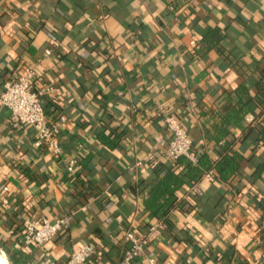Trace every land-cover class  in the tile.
Listing matches in <instances>:
<instances>
[{
	"label": "crops",
	"instance_id": "crops-1",
	"mask_svg": "<svg viewBox=\"0 0 264 264\" xmlns=\"http://www.w3.org/2000/svg\"><path fill=\"white\" fill-rule=\"evenodd\" d=\"M213 28L224 33L234 65L203 42ZM27 64L35 67L34 88L55 87L44 109L51 122L65 117L61 151L36 149L34 128L0 104V264H67L84 242L95 246L90 264H118L129 245L125 229L143 235L158 222L141 189L151 169L173 163L159 107L184 119L193 151L205 147L216 158L227 141L212 140L221 107L238 98L240 84L253 97L242 127L229 124L226 137L229 151L242 155L238 168L228 182L201 176V194L178 188V206L133 264H264L255 88L264 66V0H0V92ZM72 158L80 166L68 172ZM30 215L68 216L69 226L28 245L21 224Z\"/></svg>",
	"mask_w": 264,
	"mask_h": 264
},
{
	"label": "built area",
	"instance_id": "built-area-1",
	"mask_svg": "<svg viewBox=\"0 0 264 264\" xmlns=\"http://www.w3.org/2000/svg\"><path fill=\"white\" fill-rule=\"evenodd\" d=\"M45 52L50 53L49 49H46ZM34 72V65L27 64L22 71L5 79L0 92V104L10 110L11 115L18 123L34 128L33 145L36 149L47 148L51 150L54 156H58L61 151L57 137L58 122H62L65 117L60 115L58 122L49 121L45 113L42 97H52L53 93H55V87L45 84L40 88H34L32 84ZM159 112L166 127L167 146L165 154L167 157L174 161L180 155H184L195 161L196 156L192 150V139L184 119L176 117L164 107H159ZM247 119L251 120L252 116L248 115ZM79 166L78 159L72 158L67 162L66 170L72 172ZM203 178L213 181V171L205 172ZM2 189L7 190L8 187L4 185ZM188 190L195 194L202 193V188L197 182L193 183ZM69 220L70 217L68 216H59L53 220H49L46 217H24L21 224L22 240L25 244L39 246L52 239L60 231L67 229ZM164 227L165 223L158 221L149 226L148 231L143 235L133 228L125 229L124 236L128 240L129 245L123 251L118 264H133L134 259L143 254L146 243L160 234L161 228ZM94 252V244L84 242L70 253L67 264H90L93 261ZM0 256L5 257V251L2 246H0ZM147 264H187V262H177L167 258L163 262L157 263L153 258H148Z\"/></svg>",
	"mask_w": 264,
	"mask_h": 264
},
{
	"label": "trees",
	"instance_id": "trees-1",
	"mask_svg": "<svg viewBox=\"0 0 264 264\" xmlns=\"http://www.w3.org/2000/svg\"><path fill=\"white\" fill-rule=\"evenodd\" d=\"M223 37L224 33L220 32L218 28H213L203 36V42L207 48H214L217 50L229 65H234L237 60L232 59L229 53L226 52L221 45ZM255 88L257 100L261 103V109L257 115L258 118H261L257 119L258 121L256 123L258 130L256 142L262 144L264 143V66L259 71ZM235 92H237L238 98L233 102L228 100L221 107V121L212 137L214 142H218L222 138L227 140L226 144L223 146V152L218 157L213 158L211 151L206 150L205 147H199L196 151H193L196 156L195 161L190 160L184 155H180L170 166L161 165L151 169L152 178L149 182H146L141 189L144 205L146 206L150 217L157 221L164 222L166 215L171 209L178 206L180 202V196L177 194V189L183 185H187L189 188L209 170L213 171L214 178L223 182L230 181L231 176L238 168V163L242 158V155L237 150L229 151L228 149L227 145L230 141L226 137L230 133L229 124L242 127L244 116L251 109L249 102L253 97L250 94L249 89L243 84H240L235 89ZM46 97L47 96L42 97L43 105ZM98 137L100 140L107 141L102 133H100ZM261 169L262 166L259 165L255 171L256 174L259 173ZM63 231L65 230L60 231L58 234Z\"/></svg>",
	"mask_w": 264,
	"mask_h": 264
},
{
	"label": "bare ground",
	"instance_id": "bare-ground-1",
	"mask_svg": "<svg viewBox=\"0 0 264 264\" xmlns=\"http://www.w3.org/2000/svg\"><path fill=\"white\" fill-rule=\"evenodd\" d=\"M2 256H0V259H1Z\"/></svg>",
	"mask_w": 264,
	"mask_h": 264
}]
</instances>
